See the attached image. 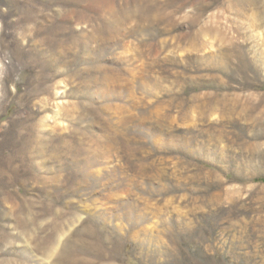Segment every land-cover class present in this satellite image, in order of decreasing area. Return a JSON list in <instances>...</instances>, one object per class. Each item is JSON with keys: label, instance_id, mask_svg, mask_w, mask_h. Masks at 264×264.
<instances>
[{"label": "rangeland", "instance_id": "obj_1", "mask_svg": "<svg viewBox=\"0 0 264 264\" xmlns=\"http://www.w3.org/2000/svg\"><path fill=\"white\" fill-rule=\"evenodd\" d=\"M0 264H264V0H0Z\"/></svg>", "mask_w": 264, "mask_h": 264}]
</instances>
